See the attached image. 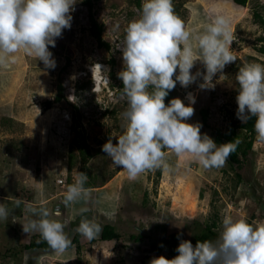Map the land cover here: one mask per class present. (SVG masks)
Wrapping results in <instances>:
<instances>
[{
    "label": "rangeland",
    "instance_id": "rangeland-1",
    "mask_svg": "<svg viewBox=\"0 0 264 264\" xmlns=\"http://www.w3.org/2000/svg\"><path fill=\"white\" fill-rule=\"evenodd\" d=\"M173 7L190 29H198L214 11L232 17L231 49L237 60L213 77L212 88L200 89V77L187 88L177 82L169 92L170 100L179 97L186 105L192 103L187 94H193L194 115L188 122L201 124V133L215 140L217 129L226 130L233 119L241 121L235 79L240 65H264L259 51L264 29L256 16L264 19V0H248L244 6L232 0H173ZM139 12L135 0L95 1L91 13L109 43L101 47L90 31V10L77 0L70 29L56 38L55 47L49 45L55 68L23 52L16 54L15 63L0 67V203L12 209L9 201L21 197L35 206L41 200L49 209L59 206L62 215L55 218L71 239L82 218L77 210L84 206L89 219L112 223L121 234L112 240L81 237L79 252L75 246L63 254L26 249V243L40 236L23 231L22 223L35 217L18 208L7 220L0 219V264H149L146 256L160 255L151 243L170 231L181 230L190 238L215 221L220 232L222 213L264 221V141L256 134L240 166L226 161L222 168L205 170L187 154L178 157L165 149L169 170L146 171L135 180L102 151L110 137L117 143L122 134L126 104L120 95L123 82L117 74L123 63L117 45ZM198 70L204 71L199 60L192 72ZM60 82L64 99L45 108ZM71 151L74 165L69 169ZM77 172L87 173L91 195L87 204L65 209L61 201ZM139 231V240L130 238Z\"/></svg>",
    "mask_w": 264,
    "mask_h": 264
},
{
    "label": "clouds",
    "instance_id": "clouds-1",
    "mask_svg": "<svg viewBox=\"0 0 264 264\" xmlns=\"http://www.w3.org/2000/svg\"><path fill=\"white\" fill-rule=\"evenodd\" d=\"M76 3L77 0H0V67L15 63L16 54L23 52L42 61L46 68H55L49 45L55 47L56 38L64 29H70ZM231 25L230 15L214 11L198 29H190L175 13L173 0H142L138 18L129 21L117 45L123 63L117 74L123 82L120 95L126 104L122 134L117 143L110 137L102 146L111 162L122 168L130 180L146 171H168L165 149L178 157L187 154L205 170L222 168L236 150L239 141L217 144L207 133H201V124L188 122L194 115L192 93L187 94L191 104L186 105L179 97L165 103L177 82L187 88L202 77L199 88H212L213 77L222 75L225 66L237 60L231 49ZM198 60L204 71L193 73ZM95 68L96 64L91 68L93 80ZM235 79L237 117L245 124L255 117L257 139L264 141V65L242 62ZM87 181V173H74L73 183L61 201L65 209L87 204L91 195L85 186ZM9 203L12 209L0 203V219L7 220L19 208L35 217L22 223L25 233H37L57 254L71 247L65 224L55 218L62 215L59 206L49 209L43 200L35 206L21 197ZM77 211L82 218L75 232L89 241L98 238L102 225L84 215L89 211L87 207ZM176 251L178 255L171 259L153 256L149 264H264V221L249 222L222 213L216 240H198L193 245L191 240L181 238Z\"/></svg>",
    "mask_w": 264,
    "mask_h": 264
},
{
    "label": "trees",
    "instance_id": "trees-1",
    "mask_svg": "<svg viewBox=\"0 0 264 264\" xmlns=\"http://www.w3.org/2000/svg\"><path fill=\"white\" fill-rule=\"evenodd\" d=\"M95 1L99 0H83V3L87 5L88 9L90 10V31L91 34L96 38L97 43L101 47H109V43L106 42L102 37L103 27L100 23L97 22L94 15L91 13L93 3ZM234 3L238 5H246L248 0H232ZM141 0H135V5L141 9ZM256 16H259L258 21L261 23L263 29H264V19L260 14H256ZM259 40L262 42V44L259 47V51L264 54V35L259 38ZM64 87L62 83L60 82L58 84V90L55 94L53 99H48L45 101V108H50L54 102H59L64 99ZM170 100V94L165 98V103H169ZM205 116V112H202ZM255 117H253L251 120L248 121V123H243L239 120H231L226 130H220L217 129L215 133V141L218 144L226 143V142H233L239 141L237 148L234 152L230 154V156L227 158V161L231 165H237L240 166L242 163L241 158H246L249 154V151L253 148L254 143V136H255V130H254V123H255ZM86 159L84 155V160ZM74 165V155L72 154V151L69 153V159H68V168L71 169ZM239 175V174H238ZM86 187L90 186V183L87 182L85 185ZM217 223L215 221L211 223H207L205 227H203L201 230L196 231L193 233L192 237L187 238L183 231L181 230H173L168 232V234L159 242H152L151 247L157 251L160 255H164L167 258L171 259L178 255L176 249L180 243V239L185 240H191L193 245L196 244V242L199 241H214L217 239L219 235V231L216 229ZM102 233L99 236V239L101 240H112V239H118L121 237L120 232L117 231L116 227L112 223H104L102 225ZM142 232L139 231L138 234H130V238L133 240H139ZM178 236L180 238H178ZM82 236H80L78 233L74 232L72 236V246H75L77 251L79 252L81 250V239ZM95 240V239H94ZM91 240V241H94ZM26 249H51L46 241H43L41 237L38 239L34 238L29 243H26L24 245ZM165 252V253H163ZM1 255V253H0ZM152 257L146 256L145 261L148 262Z\"/></svg>",
    "mask_w": 264,
    "mask_h": 264
},
{
    "label": "built area",
    "instance_id": "built-area-1",
    "mask_svg": "<svg viewBox=\"0 0 264 264\" xmlns=\"http://www.w3.org/2000/svg\"><path fill=\"white\" fill-rule=\"evenodd\" d=\"M58 181H59V183H63V180L60 178V179H58Z\"/></svg>",
    "mask_w": 264,
    "mask_h": 264
}]
</instances>
